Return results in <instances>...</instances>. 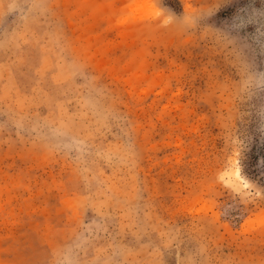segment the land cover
<instances>
[{"label": "rangeland", "instance_id": "1", "mask_svg": "<svg viewBox=\"0 0 264 264\" xmlns=\"http://www.w3.org/2000/svg\"><path fill=\"white\" fill-rule=\"evenodd\" d=\"M0 264H264V0H0Z\"/></svg>", "mask_w": 264, "mask_h": 264}, {"label": "bare ground", "instance_id": "2", "mask_svg": "<svg viewBox=\"0 0 264 264\" xmlns=\"http://www.w3.org/2000/svg\"><path fill=\"white\" fill-rule=\"evenodd\" d=\"M232 180H241V177L239 175L238 171L232 172ZM236 182V181H235ZM233 183V182H232Z\"/></svg>", "mask_w": 264, "mask_h": 264}]
</instances>
